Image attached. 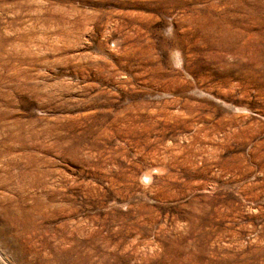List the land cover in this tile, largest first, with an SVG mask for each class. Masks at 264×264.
I'll list each match as a JSON object with an SVG mask.
<instances>
[{
	"label": "rangeland",
	"instance_id": "rangeland-1",
	"mask_svg": "<svg viewBox=\"0 0 264 264\" xmlns=\"http://www.w3.org/2000/svg\"><path fill=\"white\" fill-rule=\"evenodd\" d=\"M0 264H264V0H0Z\"/></svg>",
	"mask_w": 264,
	"mask_h": 264
},
{
	"label": "bare ground",
	"instance_id": "bare-ground-1",
	"mask_svg": "<svg viewBox=\"0 0 264 264\" xmlns=\"http://www.w3.org/2000/svg\"><path fill=\"white\" fill-rule=\"evenodd\" d=\"M241 167V166H240ZM253 193V192H252ZM251 196V195H250Z\"/></svg>",
	"mask_w": 264,
	"mask_h": 264
}]
</instances>
